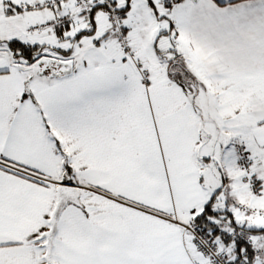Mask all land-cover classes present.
Listing matches in <instances>:
<instances>
[{
	"label": "snow or ice",
	"instance_id": "obj_1",
	"mask_svg": "<svg viewBox=\"0 0 264 264\" xmlns=\"http://www.w3.org/2000/svg\"><path fill=\"white\" fill-rule=\"evenodd\" d=\"M0 264H264V0H0Z\"/></svg>",
	"mask_w": 264,
	"mask_h": 264
}]
</instances>
